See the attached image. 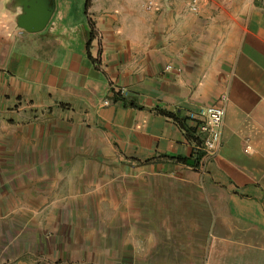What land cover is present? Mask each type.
Wrapping results in <instances>:
<instances>
[{
  "label": "crops",
  "instance_id": "obj_1",
  "mask_svg": "<svg viewBox=\"0 0 264 264\" xmlns=\"http://www.w3.org/2000/svg\"><path fill=\"white\" fill-rule=\"evenodd\" d=\"M50 1L44 26L27 32L16 0H0V140L20 148L23 164L77 155L115 165L119 264H264L259 0H199L195 13L186 0ZM119 90L141 108L113 100ZM219 103L214 153L196 167L169 159L193 156V144L156 109L191 126L189 113Z\"/></svg>",
  "mask_w": 264,
  "mask_h": 264
},
{
  "label": "rangeland",
  "instance_id": "obj_2",
  "mask_svg": "<svg viewBox=\"0 0 264 264\" xmlns=\"http://www.w3.org/2000/svg\"><path fill=\"white\" fill-rule=\"evenodd\" d=\"M18 150L0 140V264H119L111 258L108 203L115 165L77 155L69 163L23 164Z\"/></svg>",
  "mask_w": 264,
  "mask_h": 264
},
{
  "label": "built area",
  "instance_id": "obj_3",
  "mask_svg": "<svg viewBox=\"0 0 264 264\" xmlns=\"http://www.w3.org/2000/svg\"><path fill=\"white\" fill-rule=\"evenodd\" d=\"M154 1L146 0V7H153ZM198 2L199 0H186L187 10L191 13L197 12ZM168 68L169 66L164 67L165 70ZM116 92L120 93V90ZM219 101H225V96L221 95ZM102 103L106 105L108 100L104 99ZM223 115L224 107L222 103L210 104L188 114L187 118L191 121L193 135L198 141V145H194L193 142L192 144L195 150L203 152L202 155L210 157L218 147Z\"/></svg>",
  "mask_w": 264,
  "mask_h": 264
},
{
  "label": "water",
  "instance_id": "obj_4",
  "mask_svg": "<svg viewBox=\"0 0 264 264\" xmlns=\"http://www.w3.org/2000/svg\"><path fill=\"white\" fill-rule=\"evenodd\" d=\"M20 13L16 25L27 32L40 30L46 23L51 10L50 0H16Z\"/></svg>",
  "mask_w": 264,
  "mask_h": 264
},
{
  "label": "trees",
  "instance_id": "obj_5",
  "mask_svg": "<svg viewBox=\"0 0 264 264\" xmlns=\"http://www.w3.org/2000/svg\"><path fill=\"white\" fill-rule=\"evenodd\" d=\"M112 98H113V100L120 99L122 101L123 105H125V106L141 108L140 106L132 103L131 101L124 100L123 98H121L118 92H114ZM156 111L158 113L162 114L163 116L171 118L174 122H176V124L179 126V128L184 132L185 137L189 141L193 142L194 145H198V141L196 140V138L193 135V128H192V126H188L184 123L185 119H179L173 113L167 112L165 110L156 109ZM194 145H193V153H192L193 156H191V155L189 157H179V156L171 157L170 156L169 159H172L176 162H179V163H182V164H185L188 166L196 167L198 159L202 156L203 152L200 150H195Z\"/></svg>",
  "mask_w": 264,
  "mask_h": 264
}]
</instances>
